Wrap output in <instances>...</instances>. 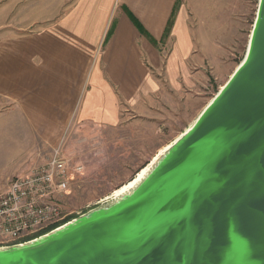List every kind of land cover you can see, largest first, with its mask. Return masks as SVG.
<instances>
[{"label":"water","instance_id":"obj_1","mask_svg":"<svg viewBox=\"0 0 264 264\" xmlns=\"http://www.w3.org/2000/svg\"><path fill=\"white\" fill-rule=\"evenodd\" d=\"M0 264H264V0L238 67L137 187Z\"/></svg>","mask_w":264,"mask_h":264},{"label":"crops","instance_id":"obj_2","mask_svg":"<svg viewBox=\"0 0 264 264\" xmlns=\"http://www.w3.org/2000/svg\"><path fill=\"white\" fill-rule=\"evenodd\" d=\"M205 2L0 0L5 140L31 144L25 160L52 145L50 157L72 128L175 109L213 44Z\"/></svg>","mask_w":264,"mask_h":264},{"label":"rangeland","instance_id":"obj_3","mask_svg":"<svg viewBox=\"0 0 264 264\" xmlns=\"http://www.w3.org/2000/svg\"><path fill=\"white\" fill-rule=\"evenodd\" d=\"M206 1L208 28L202 34L211 36L213 46L208 48V57L199 68L201 75L197 84L191 89L185 88L180 101H175V109L168 108L163 116L160 109L157 117L150 118H133V114H128L120 126L113 129L99 125L72 128L60 142L72 166L83 167L73 174L69 193L61 198L63 221L99 206L101 199L131 180L158 149L193 124L242 61L258 0ZM6 121L0 122V192L9 178L46 160L52 146L37 143L34 156L23 159L21 152L31 144L5 140V132L14 134L13 127Z\"/></svg>","mask_w":264,"mask_h":264},{"label":"built area","instance_id":"obj_4","mask_svg":"<svg viewBox=\"0 0 264 264\" xmlns=\"http://www.w3.org/2000/svg\"><path fill=\"white\" fill-rule=\"evenodd\" d=\"M82 169L72 166L57 146L42 163L9 178L0 192V247L21 244L60 226L65 218L61 198L69 193L72 172Z\"/></svg>","mask_w":264,"mask_h":264},{"label":"bare ground","instance_id":"obj_5","mask_svg":"<svg viewBox=\"0 0 264 264\" xmlns=\"http://www.w3.org/2000/svg\"><path fill=\"white\" fill-rule=\"evenodd\" d=\"M250 37V36H249ZM248 43H249V39H248ZM248 43H247V47H246V50L248 48ZM246 53V51H245ZM245 55V54H244ZM239 65V64H238ZM238 65L235 67L237 68ZM223 85L220 87L222 88ZM196 120V119H195ZM194 123V122H193ZM191 127V126H190ZM190 127H187L185 129L188 130ZM184 131V132H185ZM183 134V133H181ZM180 134V135H181ZM179 135V136H180ZM177 136L174 140H172L170 143L164 145L163 147H161L153 156L152 158L150 159V162L148 164H146L145 166H143L141 169L138 170V172L135 174V176L127 181L126 183H124L123 185L119 186L117 189H115L112 194L110 196H107L103 199H101L99 201L100 202H103L104 200H108V199H117L119 197H122V196H126L128 194H130L136 187L137 185L147 176V174L150 172V170L154 167V164L155 162L159 159V156L166 150H168L170 148V146L177 140V138L179 137Z\"/></svg>","mask_w":264,"mask_h":264},{"label":"trees","instance_id":"obj_6","mask_svg":"<svg viewBox=\"0 0 264 264\" xmlns=\"http://www.w3.org/2000/svg\"><path fill=\"white\" fill-rule=\"evenodd\" d=\"M68 220H69V219H68ZM68 220H65V221H63V222L65 223V222L68 221ZM63 222H62V223H63ZM62 223H60V224H62ZM52 228H54V227H52ZM52 228H51V229H52ZM47 231H48V230H47Z\"/></svg>","mask_w":264,"mask_h":264}]
</instances>
